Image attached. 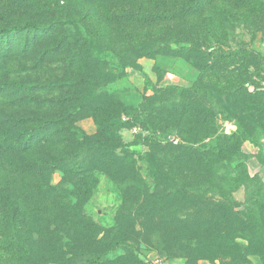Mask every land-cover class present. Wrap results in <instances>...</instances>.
I'll list each match as a JSON object with an SVG mask.
<instances>
[{
    "label": "rangeland",
    "instance_id": "rangeland-1",
    "mask_svg": "<svg viewBox=\"0 0 264 264\" xmlns=\"http://www.w3.org/2000/svg\"><path fill=\"white\" fill-rule=\"evenodd\" d=\"M183 2L0 0V30L25 22L54 26L52 31H21L8 44L0 39V237L8 238L13 228L22 246L32 252L34 264H55L49 254L56 246L64 253L77 251L76 245L87 244L88 236L99 233L100 238L111 228L121 230L114 236L119 250L108 255L111 261L119 257L123 263L120 247H128L129 256L136 260L132 264H150L154 258L164 264H264V229L260 238L253 234L247 206L233 207L211 189L242 201V183L253 177L247 168L249 157L241 149L243 143L236 145L234 139L224 138L236 130L234 120L214 119L211 103L206 109L197 103L183 119V129L188 131L181 128L180 134L173 124L167 128L172 135L166 140L154 135V131L166 130L169 118L178 115L168 117V111L176 113L194 101L188 93L157 94L156 89L177 86L187 90L200 77L187 53L178 55L172 50L179 44L187 46L182 44L185 39L214 53H229L244 45L264 65V30L249 32L244 26L233 29L229 24L226 35L219 31L214 36L203 19L212 15L213 7L201 15L182 17ZM76 52L82 53L75 56ZM90 57L105 58L115 68L105 72L113 73L114 79L109 82L108 76L98 82V69L86 63ZM117 57H123L127 66H117ZM226 65L228 61L219 67ZM232 70L225 73L226 80L218 82V75L211 71L205 83L225 112L238 113L247 125L255 117L254 109L249 103L231 100L227 85L234 77ZM84 79L89 83L82 84ZM87 88L96 96L95 107H102L97 118L77 109L81 102L74 98ZM246 89L251 92L252 86ZM66 111L70 116L64 127H79L88 136L103 135L109 147L121 145V152L133 154L127 157L116 150L115 160L139 172L140 199L131 192L123 194L103 170H92L91 184L84 182L85 187H94L88 199L82 196L86 193L82 186L72 190L69 186L71 197L58 203L40 194L45 183L57 185L62 173L54 172L48 181L43 180L36 173L26 175L30 171L24 163L48 162L69 147L60 133H54L53 141L35 144L26 157L20 149V135ZM114 113L120 116L118 126ZM138 122L145 124L133 132ZM106 127L111 131H104ZM254 134L264 139L258 131ZM87 162L78 160L82 165ZM167 178L176 184L178 194L163 196ZM189 191L193 194L188 195ZM18 257L19 252L9 249L5 241L0 243V264H12Z\"/></svg>",
    "mask_w": 264,
    "mask_h": 264
},
{
    "label": "trees",
    "instance_id": "trees-1",
    "mask_svg": "<svg viewBox=\"0 0 264 264\" xmlns=\"http://www.w3.org/2000/svg\"><path fill=\"white\" fill-rule=\"evenodd\" d=\"M183 3L185 6L181 11V14L183 15L182 17L185 15L190 17L201 15L207 8L213 7L214 10L212 15L203 19L206 22L207 29H209L208 31L212 32L214 36L215 33H219V31L224 32L226 35L229 24L234 27L233 29L244 26L249 32L256 33L264 30V0H185ZM53 28L54 26H40L32 22H25L21 25L9 27V29L0 30V39L4 40L6 44H8L10 37L21 31H52ZM78 32L83 37L82 30H78ZM189 40L185 39V41L182 43L184 45L187 44V46H180L179 44V46L172 50V52L178 53V55H184L187 53V58L189 61H193L196 64L197 69L200 71L199 79L194 82L187 90L180 89L177 86H166L165 89H156L155 93H170V91L184 92L188 93L191 98L193 96L194 101L187 103L189 105L187 108L182 107L181 110L177 111L176 113L168 111V117L171 116L170 114L178 115L174 116L171 121V117L169 118L167 123L170 125H166V130H163L162 133L159 131H154V135H157L155 136L156 139L166 140V137L172 135L169 134L170 132H168L169 130L167 128L171 127L173 124H176L174 128H176L180 134L183 133V130L188 131L189 129H183L182 123L183 119L188 115L189 110L193 109L194 105L197 103H201L204 109H206L207 105L211 103L214 110L212 111L211 116H213L214 119L218 117L224 123L231 122L232 120L235 122L236 130L231 134V136L224 135V138H227L229 141L234 139L236 141V145H240L244 142L257 144L260 139H258L254 134L256 131L262 134L264 138V65L261 63V57H259V55H257L255 52L251 51L249 47L244 45H237L236 48L230 50L229 53L224 54L222 52H217L219 54L215 56L217 53H214L211 50L203 49L197 43ZM179 43L181 42L179 41ZM159 51H161V49H158V51L156 50L155 52ZM78 53L79 52H76L75 56H77ZM81 53L82 52H80V54ZM80 54L78 56H80ZM75 56L72 55V57ZM117 58H119L117 59V66L122 68L127 66V61L123 57ZM73 61L74 59L71 61V63ZM227 61L230 65H226L227 67L225 66L223 68L219 67V64H226ZM86 63L88 64V67L94 66L98 69L99 74L98 77L95 78L98 82H103V79L108 78V76L109 82L112 81L110 78L114 79V74L112 72V76L105 72L107 71L106 68H112L113 71L115 70V68H113L105 58L96 59L90 57L86 60ZM230 69H233L231 73L234 75V77H230L231 80L227 85V91L232 98L231 100H233L235 104L241 101L243 102V105L249 103V105H252V109H254L255 117L253 119H248L247 125L240 121L238 113H226L222 102L217 97H215L212 92H209V89L211 90V88H208L207 82L205 83V81H208L211 71L218 75L215 78L217 79V82L219 80L221 81L222 79L226 80L227 76H225V73L228 71L230 72ZM252 69L253 71L251 73L250 70ZM253 78L255 80H260L261 83L255 82ZM81 83L88 84L89 81L88 79H84ZM249 85L252 86L251 92L247 91L246 89V87ZM216 92L221 94L218 90ZM78 95L79 96L77 98H74L73 96L70 97V95L69 99H78L79 102H81V106H78L77 109H83L85 110V115H90L97 118L96 115L99 114V111L102 110V107H95V94H93V92L87 88L84 92H81ZM69 116V112L66 111V113H63L56 119L41 120L40 126H38L36 129H26L20 135L22 136L20 149L22 154H24L26 157L32 153L35 144L39 142L49 143L53 141L52 137L54 136V133L55 135L60 133L62 135V142L65 143L66 147H69L65 149L64 155L59 154L56 157L49 158L47 160L48 162L35 159L29 161V163H24L25 168L27 167L26 170L30 171V173H27L26 175L32 176L36 173L39 176H42L43 180L46 179L48 181L54 172L59 171L62 173L63 178L55 186L51 185V183H45V185L44 181H42L41 183L44 184L45 189L42 190L40 194H42L44 197H47L49 201L53 200L57 203L67 200L68 197H71L69 196V193L70 195L73 193V191L69 192L67 190L69 189V186L71 187V190L74 188L79 189L81 186L85 187V183L88 181V184H91L89 175L92 174V170H103L107 177L119 186L123 194L131 192L132 195L136 196V199H140L143 185L141 183L139 184L137 181L139 172L132 166L121 167L115 160L117 152L116 150H118V153L119 151L121 152L122 146L116 145L109 147L106 144V138L103 135L97 134L94 137L88 136L79 127H64V123H66ZM110 119H112V117H109V120ZM114 120H116L115 125L118 126L120 122V116H117V114L114 113ZM96 122L99 126L98 121ZM144 124L145 122H138V124L135 123L133 127L140 128ZM181 128L183 130H181ZM104 129V131H111L112 128L106 127ZM158 133H160V135ZM114 136H116V133ZM70 141L72 143H69ZM158 152L161 153L162 151L158 150ZM121 153H125L127 157L133 155L129 154L130 152L125 150H123ZM79 159L88 160V162L87 164L82 165L78 163ZM145 160L147 159L145 158L144 161ZM153 178L155 179L154 175ZM167 181V185L164 187L163 196L167 197L178 194L179 189L176 187V184L173 182V180H171V178H167ZM79 182L85 183L84 185H81ZM242 186L243 202L232 198L229 194H226V192H223L215 187H212L211 189L216 195L218 194L224 199L231 201L233 207L246 205L248 213L247 220L249 223H251V231L260 238L261 231L264 229V180L255 174V176H253L249 182H243ZM86 187V193L83 194L82 192V196L84 195L86 199H88L91 196V192L94 187ZM49 188L51 191L47 190ZM187 194L191 195L193 193L189 191ZM152 197V195L148 197V205H150L149 202L151 201ZM6 198L7 197H4V201ZM91 227L93 228V226ZM10 229L12 231H10L9 237H0V243L5 241V244L8 245L9 249L19 252V257L15 259L12 264H34V262H31L32 252L22 246L23 243L17 238V233L15 230L13 228ZM90 229L89 232H91ZM85 231L86 227H84V232ZM120 231L121 230L118 228H111L105 231L100 238H98L100 235L99 233L95 236L90 235L88 236L87 244L76 245L78 246L77 251L64 253L61 247L59 249L56 246V248H54L55 250L49 254L52 255V259H54L51 261V263L109 264L110 262H118L120 264H132L136 262V260L129 256L130 250L128 247H120L124 252L122 257L123 263L119 257L113 261L108 258L110 253L119 250L115 246L116 239H118V237L115 239L114 236L118 233L120 235ZM141 264L143 263L141 262Z\"/></svg>",
    "mask_w": 264,
    "mask_h": 264
},
{
    "label": "crops",
    "instance_id": "crops-1",
    "mask_svg": "<svg viewBox=\"0 0 264 264\" xmlns=\"http://www.w3.org/2000/svg\"><path fill=\"white\" fill-rule=\"evenodd\" d=\"M167 83V79H164ZM241 149L247 157H249L247 168L250 176L258 175L259 178L264 180V139L260 140L257 144L244 142ZM252 264H259L253 261Z\"/></svg>",
    "mask_w": 264,
    "mask_h": 264
},
{
    "label": "built area",
    "instance_id": "built-area-1",
    "mask_svg": "<svg viewBox=\"0 0 264 264\" xmlns=\"http://www.w3.org/2000/svg\"><path fill=\"white\" fill-rule=\"evenodd\" d=\"M133 130H134L133 132H139L140 128L139 127H134ZM150 264H164V263L162 262V260H160L158 258H154V259L151 260Z\"/></svg>",
    "mask_w": 264,
    "mask_h": 264
}]
</instances>
